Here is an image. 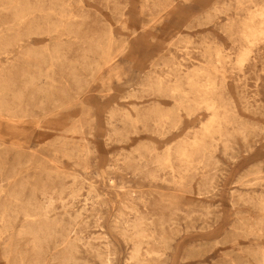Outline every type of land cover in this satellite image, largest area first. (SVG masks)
I'll use <instances>...</instances> for the list:
<instances>
[{"label":"rangeland","instance_id":"1","mask_svg":"<svg viewBox=\"0 0 264 264\" xmlns=\"http://www.w3.org/2000/svg\"><path fill=\"white\" fill-rule=\"evenodd\" d=\"M242 1L0 0V96L18 108L0 115L1 200L17 191L11 208L30 198L52 200L53 216L74 228V264H100L103 234L112 242V264H128L131 245L112 223L121 195L152 217L176 216L168 264H257L264 249V223L252 221L264 218L258 206L264 197V34L251 44L249 58L239 63L236 57L241 21L264 0ZM25 6L41 9L26 11L21 22L17 14ZM217 46L229 55L221 64ZM193 65L218 80L228 75L222 97L236 120L225 125L229 147L217 139L212 192L199 191V177L191 187L176 186L170 168L153 180L122 166L126 156L134 165L145 162L139 151L147 145L163 151L200 131L211 112L176 110L182 94H170L177 84L190 88ZM151 79L161 80L166 93L145 90ZM154 107L172 111L177 124L165 119L158 126L154 114L132 121ZM21 223L19 215L0 240V264H35L31 236L18 234ZM51 247L43 264H50Z\"/></svg>","mask_w":264,"mask_h":264},{"label":"bare ground","instance_id":"2","mask_svg":"<svg viewBox=\"0 0 264 264\" xmlns=\"http://www.w3.org/2000/svg\"><path fill=\"white\" fill-rule=\"evenodd\" d=\"M237 1L238 3L243 2L242 0ZM219 7V5L216 6V9L220 10ZM40 9L41 8L37 6L34 9L33 7L25 6L24 12L19 10L17 16L20 19L28 14H26V11L29 10V13H31L32 11H38ZM247 14V17L244 18V20L242 19V25L239 30L242 38V44L236 57L239 63L249 58L248 55L251 51V44L257 42V39L261 41V36L264 34V1ZM20 21L17 22L21 23L22 21ZM212 48L214 49V46ZM215 55L216 61H218L217 63L219 64L229 57V55L224 53L221 46L216 47ZM176 65H178L176 69L179 70L182 63L179 62L176 63ZM191 71L192 73L187 76L189 78L190 88L183 89L177 84L170 89V94L173 96L182 94L181 97L177 98L176 110L185 109L187 114H191L198 109L204 108L211 112L208 119L203 122L200 131L192 137L178 141L175 145L167 146L163 151H157L155 146L147 145L144 148L147 150L146 152L148 154L139 151V158L145 160V162L134 165L131 156H126L123 159L122 166L123 168L131 169L140 177L144 176L145 178L153 180L161 179L163 177L161 175V170L170 168L171 172L174 173L173 182L176 186L191 187L192 183L199 177V191L212 192L217 186L216 171L218 160L214 155V151L217 149V139L221 138L224 140V146L228 148L232 138V132L229 130L225 131V125L232 124L236 120L228 112L231 108L230 102L226 103L222 97V92L227 85L228 75L223 74L221 80H218L217 75L203 66H195ZM201 74L206 76L204 82H200L197 79V76ZM28 84L32 86L35 84L34 75L28 78ZM162 85L161 80L151 79L150 82H147L145 90L162 95L166 93ZM190 93L194 94L193 98L189 96ZM10 105H12V102L7 100L4 95H1L0 115L10 114L11 111H16L18 109ZM161 110L162 109L156 107L152 112L149 111L145 114H138L136 117L131 115L130 117H132V121L145 122L149 116L154 114L153 117H157L156 123L158 126L163 127L165 125V119L166 121L170 119L172 126L177 124V116H174L172 111L164 112ZM127 117L129 118V115ZM239 129L244 137L248 139L246 126L242 125ZM137 149L139 150V147H137ZM176 160L179 161L178 167L174 165ZM151 164H153L152 168L148 169L147 165ZM76 175L77 174H75V176ZM12 177L13 175H9L8 179ZM2 181L3 178H0V240L4 239V237L7 236V232L14 228L17 217L21 215L22 223L18 229V234L31 236L35 245V264L44 263L45 259L43 255L48 250L50 244H52L51 248L55 250L49 260L50 264L76 263V252L78 251L79 244L77 240L73 238L74 228L70 222L65 224L61 217L53 216L55 203L50 199H47L46 202H42L30 198L11 208L10 203L13 204L11 198L13 197L12 199L17 200L20 197V193L16 190L17 192L9 193L10 200H1V193L6 189L5 183ZM160 197L164 198L161 194L158 195V198ZM175 204L176 202L174 199L170 197L169 208L174 206L172 208L176 210ZM258 206L261 210H264V197L259 199ZM131 213H135L136 215L131 217ZM254 219L256 220L252 221L264 223V218L262 217ZM153 220L158 223L159 226H157V228H153ZM175 221L176 216H167L165 213H160L152 217L132 204L127 195H121L120 206L117 209L112 223L117 233L131 245V250L127 257L128 264H168V249L170 248L171 239L173 238V230L176 229L175 226L172 225V222L174 224ZM239 221H241L242 224L245 222L240 216ZM235 227L237 229L240 226ZM101 238H103V240L100 241L102 246L96 250V256L100 264H112L114 260V249L111 247L112 242L107 239L108 236L104 234L101 235ZM8 249L9 246L7 247V250ZM19 255H21L22 261L24 256L21 253ZM257 264H264V249H262L257 257Z\"/></svg>","mask_w":264,"mask_h":264}]
</instances>
